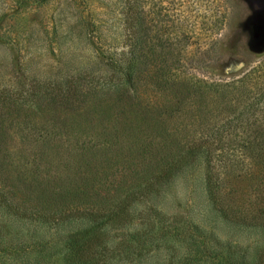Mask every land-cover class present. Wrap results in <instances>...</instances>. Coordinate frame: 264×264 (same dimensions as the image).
I'll return each mask as SVG.
<instances>
[{"label":"trees","instance_id":"16d2710c","mask_svg":"<svg viewBox=\"0 0 264 264\" xmlns=\"http://www.w3.org/2000/svg\"><path fill=\"white\" fill-rule=\"evenodd\" d=\"M142 12L137 31L126 35L117 82L98 91L99 135L81 146L47 135L13 138L6 126L11 118L47 129L58 123L49 125L38 103L44 90H0V144L6 151L16 144L28 161L17 175L8 165L1 169L7 185H0V209L22 237L34 239L36 264H46L45 258L49 264H132L130 245L117 236L126 232L133 205L161 199L200 169L217 213L264 229V57L231 79L157 67ZM126 17L131 30L129 11ZM75 99L74 112L82 108ZM38 113L44 124L36 121ZM66 122L59 127L68 129ZM31 251L24 246L21 257ZM252 257L247 264H264V248Z\"/></svg>","mask_w":264,"mask_h":264},{"label":"rangeland","instance_id":"374dc122","mask_svg":"<svg viewBox=\"0 0 264 264\" xmlns=\"http://www.w3.org/2000/svg\"><path fill=\"white\" fill-rule=\"evenodd\" d=\"M141 10L157 67L231 79L264 57V0H0V90H44L38 103L47 110L49 125L58 123L47 129L28 118H11L6 126L12 137L55 136L81 146L98 136V91L117 82L128 52L126 35L137 31ZM163 40L166 48L160 47ZM75 98L82 108L74 112ZM112 104L107 100L108 108ZM42 117L38 113L40 124L46 121ZM65 121L70 127L61 129ZM15 145L6 151L0 144L2 186L7 184L1 169L8 165L17 175L28 163ZM132 214L126 232L117 236V242L130 245L132 264H247L264 248V229L217 213L205 191L203 169L178 181L161 199L135 203ZM26 245L34 251L22 258ZM34 245L0 209V264H36Z\"/></svg>","mask_w":264,"mask_h":264}]
</instances>
